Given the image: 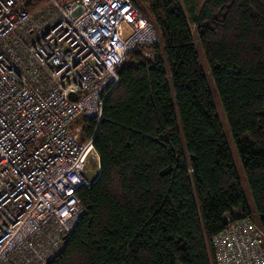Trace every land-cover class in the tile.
<instances>
[{
    "label": "trees",
    "instance_id": "1",
    "mask_svg": "<svg viewBox=\"0 0 264 264\" xmlns=\"http://www.w3.org/2000/svg\"><path fill=\"white\" fill-rule=\"evenodd\" d=\"M159 42L130 52L92 140L100 174L87 207L48 264H217L213 239L251 216L264 230V0H204L194 25L242 160L249 210L194 31L177 0H132ZM37 0L32 10L45 4Z\"/></svg>",
    "mask_w": 264,
    "mask_h": 264
},
{
    "label": "built area",
    "instance_id": "2",
    "mask_svg": "<svg viewBox=\"0 0 264 264\" xmlns=\"http://www.w3.org/2000/svg\"><path fill=\"white\" fill-rule=\"evenodd\" d=\"M36 2L0 0V264H48L62 250L87 213L79 192L100 174L71 124L100 120L127 55L160 40L132 0ZM213 246L217 264H264L251 216Z\"/></svg>",
    "mask_w": 264,
    "mask_h": 264
},
{
    "label": "rangeland",
    "instance_id": "3",
    "mask_svg": "<svg viewBox=\"0 0 264 264\" xmlns=\"http://www.w3.org/2000/svg\"><path fill=\"white\" fill-rule=\"evenodd\" d=\"M177 1H178L179 5H181V7L184 9L185 13L187 14V16L191 22L192 29L194 31V35L196 36L195 44H196V49L199 53L200 64L203 67L204 72L207 76L208 83L210 85V89L212 92L213 100H214L218 115L220 117L222 127L224 129V132L226 134V137H227V140H228V143L230 146L231 154H232L234 163L236 165L238 176H239V179L241 181V184H242L244 191H245V194H246L249 210L251 211L252 215H254L256 218H258V214H257L256 206H255V201H254L253 195L251 193V190L247 184V179H246L243 163H242V160L239 156L234 137H233L232 132L230 130V126L228 123V119L226 116L225 109H224L222 101L219 97L218 90H217V87L215 85L214 79L210 73V68H209V64H208V61L206 58L204 48L202 47V44H201L200 40L198 39V36L196 33L197 31H196V28L194 25V12L196 10V4L200 3L201 0H193L191 2L189 0H177ZM96 158H98V156ZM96 158L93 161V164L95 167L99 166L98 165L99 159L97 160Z\"/></svg>",
    "mask_w": 264,
    "mask_h": 264
},
{
    "label": "crops",
    "instance_id": "4",
    "mask_svg": "<svg viewBox=\"0 0 264 264\" xmlns=\"http://www.w3.org/2000/svg\"><path fill=\"white\" fill-rule=\"evenodd\" d=\"M190 2L193 1V0H189ZM204 0H201L200 3L196 4V11L197 9L200 7V5L203 3Z\"/></svg>",
    "mask_w": 264,
    "mask_h": 264
}]
</instances>
